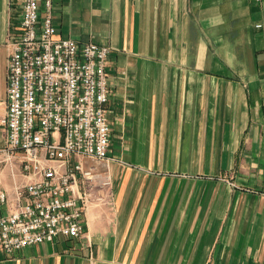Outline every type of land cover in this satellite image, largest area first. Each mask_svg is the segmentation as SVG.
Instances as JSON below:
<instances>
[{
	"label": "crops",
	"instance_id": "obj_1",
	"mask_svg": "<svg viewBox=\"0 0 264 264\" xmlns=\"http://www.w3.org/2000/svg\"><path fill=\"white\" fill-rule=\"evenodd\" d=\"M22 1L0 0V120ZM51 17L110 49L111 186L82 238L0 264H264V0H52ZM3 161L10 195L25 179Z\"/></svg>",
	"mask_w": 264,
	"mask_h": 264
},
{
	"label": "built area",
	"instance_id": "obj_2",
	"mask_svg": "<svg viewBox=\"0 0 264 264\" xmlns=\"http://www.w3.org/2000/svg\"><path fill=\"white\" fill-rule=\"evenodd\" d=\"M51 6L52 0H23L7 42L0 154L5 163L16 159L25 179L10 195L0 181V249L9 255L82 238L93 193L111 186L110 49L56 38Z\"/></svg>",
	"mask_w": 264,
	"mask_h": 264
}]
</instances>
